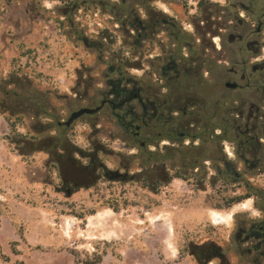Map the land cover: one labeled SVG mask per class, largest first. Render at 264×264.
I'll return each mask as SVG.
<instances>
[{
	"label": "rangeland",
	"instance_id": "rangeland-1",
	"mask_svg": "<svg viewBox=\"0 0 264 264\" xmlns=\"http://www.w3.org/2000/svg\"><path fill=\"white\" fill-rule=\"evenodd\" d=\"M199 2L0 0V264H88L98 258L99 264H264V246L255 249L264 198L245 200L230 211L206 208L207 196L223 185L211 180L216 174L210 162L204 164L208 176L202 185L192 179L197 171L187 161L188 150L175 162L145 164L142 143L147 153L161 155L166 147L189 144L180 136L183 120L143 128L135 139L117 117L143 114L132 100L122 109L107 105L77 120L56 157L19 151L38 134L41 141L58 137L54 122H66L73 112L97 108L103 100L120 104L134 88L167 99L173 118H180L173 110L187 103L191 130L206 121L226 126L240 110L235 101L244 96L225 84L246 88L232 75L242 72L244 60L235 65L227 39L220 43L223 50H216L218 5L206 0L199 8ZM233 13L244 15L238 7ZM173 57L184 75L182 89H172L171 71L163 75ZM117 67L119 74L113 72ZM224 147L213 143L204 157L214 164L222 156L234 160L231 146ZM92 162L98 167L96 184L79 185L77 166ZM182 167L190 169L191 180L167 182ZM242 178L264 192V174ZM238 188L237 194H244ZM115 199L127 208L116 213L104 206ZM90 209L97 214L73 217L75 210Z\"/></svg>",
	"mask_w": 264,
	"mask_h": 264
},
{
	"label": "flooded vegetation",
	"instance_id": "flooded-vegetation-1",
	"mask_svg": "<svg viewBox=\"0 0 264 264\" xmlns=\"http://www.w3.org/2000/svg\"><path fill=\"white\" fill-rule=\"evenodd\" d=\"M202 1V0H200ZM206 1V0H204ZM218 9L214 18V33L213 40H218L219 43H214L216 50L222 51L223 47L221 42L225 39L229 40L231 47L228 50L229 56L232 58L235 65L241 62L242 72L235 70L232 72L236 78H239L241 82H245L244 85L237 83H226L235 85V88H227L229 91L239 93L238 95L244 96L238 101H235V105L240 102V110H235L237 113L233 119L229 120L226 126H223L216 135L225 134V130L229 129L228 138L223 139L221 142H215L219 145L221 151L227 149L225 144H229L233 150L234 160L228 161L225 157H221L214 164V160L208 157H204V153L208 151L209 146H203L201 149L202 157L191 160L187 157V161H191L190 167L196 170L197 174L202 172V169L207 170L204 164L211 163L212 170L217 176L223 174L232 175L236 178H240L245 175H251L252 173L264 174V0H216ZM238 7L239 11H242L244 15L234 14V9ZM227 14V15H225ZM239 22V23H238ZM217 45V46H216ZM249 61H254L251 65L252 72L247 73ZM254 80V84H252ZM254 85V88L250 87ZM249 91V94H245ZM133 101L137 103L138 107L142 109L143 114H136L135 118V136L136 139L140 138L143 128L157 127L162 125L169 127L174 123L172 115H167L168 109L166 108L169 101L163 99L159 94H150L148 96L143 89H135L132 97ZM253 100L255 102H253ZM108 100L107 105L112 106V109H122L128 104V100L116 104L114 101ZM148 107H151L148 110ZM188 106L185 104L182 109H174L176 114H180L183 111L184 132L180 134L181 139L188 140L189 144L184 146L186 150L190 148L201 147L202 140L196 138L194 135L193 123L186 120L188 116ZM115 113V112H114ZM149 117L147 118V116ZM119 120L121 117L117 115ZM164 119V120H163ZM139 124L138 126L135 124ZM190 129V130H189ZM170 141H173L171 139ZM175 141V140H174ZM145 145V143H142ZM253 159V162H249ZM201 161V163H200ZM214 164V165H213ZM188 165V164H187ZM244 166V171L239 167ZM204 167V168H203ZM188 170H190L188 168ZM207 173V172H206ZM235 187V186H234ZM247 205H245L246 207ZM254 226H251V228ZM261 232V238L258 241V245L255 246L256 250H259L264 246V226L259 227ZM249 237V236H248ZM255 239V238H254ZM252 244V242H251Z\"/></svg>",
	"mask_w": 264,
	"mask_h": 264
},
{
	"label": "trees",
	"instance_id": "trees-1",
	"mask_svg": "<svg viewBox=\"0 0 264 264\" xmlns=\"http://www.w3.org/2000/svg\"><path fill=\"white\" fill-rule=\"evenodd\" d=\"M62 1H66L69 4L73 3V0H62ZM205 3L206 1L204 0L200 1L199 8L203 7ZM125 61H127L126 63H128V60H125ZM174 62H175V57L170 59V63H171L170 67H167V66L164 67L163 75L166 76L168 74L167 72L171 71V73L174 74L175 76V78L172 81V84H173L172 89H178V88L182 89L181 86H184V84L182 85V83L185 82V80L183 79L184 75H181V72L176 70ZM128 67L134 68L133 66H129V65ZM113 72L119 74L121 73V68L120 67L113 68ZM121 81H122V78L120 77V80L116 83V87L119 85ZM131 83H134V87H135L136 83L134 81ZM134 90L130 94L125 92V95L127 96V98H125L124 101L128 100V103H130L133 100L132 97L134 94ZM150 108L151 107H148V110ZM42 111H43V115L48 116V114H46L44 109ZM183 111L184 109L179 114L180 118H175L174 120L176 121L181 120L183 118ZM169 115L170 114L168 112L164 118L167 119ZM148 117L149 115L147 116V118ZM135 118H136L135 112H127L125 116L121 117L120 123L122 124L124 129L128 132H131L133 138L136 139V136H135L136 129L134 126ZM124 119H130V121L125 122ZM54 129L55 131L59 133L58 137L49 138L47 141H41L40 138L42 137V133L38 134L37 136L33 137L31 141L26 142V146H27L26 148L24 149L19 148L20 154L23 156H26L30 153L44 151L56 157L59 150H65V143L67 142L65 140V135H66V132L69 131L70 127H66L64 124L60 122H56V123L54 122ZM199 129L200 128L193 130L195 131L193 136H195L196 138H200L202 140V145L201 147H196L194 149L190 148V150L188 151L189 153L187 157L191 160H196L202 157L203 154H202L201 148L203 146H209L218 141L221 142L223 139L228 138V134H229L228 132L229 129H226L225 134L216 135L215 131L217 129H221V127L215 128L211 126L208 121H206V124L200 130ZM165 139L170 141V137H166ZM171 139H173V141H170V142H172L173 144H177V141L174 138H171ZM144 146H142L141 144L140 149L143 152H145L144 156L146 158L145 160L146 165H150L152 162H175L176 160H178V158H183L185 156L184 150H186V148L184 147V145H181L180 147H166L165 148L166 154L164 155H161L157 152L147 153L144 149ZM146 146H148V144H146ZM220 154H222V152ZM96 171H98V167L93 162L89 164L88 166H82V165L77 166V173L80 179V181H78L77 183L81 186L94 187V185L96 184V180H97L96 175H95ZM174 171H175V174L169 177L167 182H171L174 179H181L185 182H189L191 180V178H189L188 169L182 167V168H175ZM207 176L208 174L206 173V170L202 169V172L198 174H194V177L192 179L196 181V185H199L200 183L202 185L205 183ZM211 180L213 182L215 180L219 181L223 185H222L221 190L216 191L215 193H212L207 196L204 202V206L206 208H211L217 211H230L231 209H233V207L241 204L245 200H248L254 197L264 198L263 190L255 188L253 185L249 184L248 181L243 180L242 177L236 178L232 175L223 174L221 176L216 175L215 177H212ZM157 185L160 186L161 184H157ZM238 187H242L244 189L245 191L244 194H241V195L237 194V189H239ZM108 188L112 189L113 185H109ZM90 199L92 200L94 199L93 193L90 194ZM103 204L106 208L111 209L116 213L120 212V210L122 209H126L128 206L126 202H119L117 199L103 203ZM97 212H98L97 209L82 210V211L75 210L73 217L78 218L80 220H86V218L96 215ZM100 261H101L100 258H98L95 262L88 263V264H99Z\"/></svg>",
	"mask_w": 264,
	"mask_h": 264
},
{
	"label": "water",
	"instance_id": "water-1",
	"mask_svg": "<svg viewBox=\"0 0 264 264\" xmlns=\"http://www.w3.org/2000/svg\"><path fill=\"white\" fill-rule=\"evenodd\" d=\"M227 88H235L236 86L235 85H232V84H227L226 85ZM108 100H103L101 102V105L97 108H81L75 112H73L69 119L66 121V122H63L62 124H64L66 127H70L71 125H73L77 120H79L80 118L86 116V115H94V114H97L99 113L103 108L104 106L107 104ZM110 103H112L110 101ZM142 146H144V144H142Z\"/></svg>",
	"mask_w": 264,
	"mask_h": 264
},
{
	"label": "bare ground",
	"instance_id": "bare-ground-1",
	"mask_svg": "<svg viewBox=\"0 0 264 264\" xmlns=\"http://www.w3.org/2000/svg\"><path fill=\"white\" fill-rule=\"evenodd\" d=\"M222 223V222H221ZM221 223L218 222V224L220 225Z\"/></svg>",
	"mask_w": 264,
	"mask_h": 264
}]
</instances>
